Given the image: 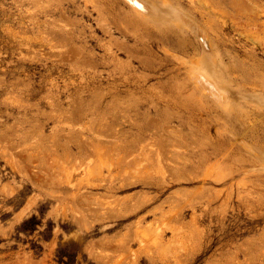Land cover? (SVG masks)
I'll return each mask as SVG.
<instances>
[{
	"label": "rangeland",
	"instance_id": "obj_1",
	"mask_svg": "<svg viewBox=\"0 0 264 264\" xmlns=\"http://www.w3.org/2000/svg\"><path fill=\"white\" fill-rule=\"evenodd\" d=\"M175 1L238 113L124 0H0V264H264V0Z\"/></svg>",
	"mask_w": 264,
	"mask_h": 264
},
{
	"label": "bare ground",
	"instance_id": "obj_2",
	"mask_svg": "<svg viewBox=\"0 0 264 264\" xmlns=\"http://www.w3.org/2000/svg\"><path fill=\"white\" fill-rule=\"evenodd\" d=\"M124 1L126 6L135 15L144 19L154 20L159 25L167 27L174 34H185L183 37L177 36L175 41L171 39V43L175 46L173 57L186 68L187 75L194 86L195 92L202 99L211 100L215 106L223 109L224 112L232 113L234 110L237 112L238 108L231 101L232 98H230L229 92L221 84L223 83L224 75L223 56L216 48L215 40L211 36L210 31L192 12L184 9L175 0H161V2L160 0ZM200 1L189 0V3L195 8ZM203 4L206 8V15L212 18L213 24L216 27L221 26L219 21V17L221 16L220 11L210 8L207 3ZM246 13L247 15H251L249 11ZM256 17V20L252 17L251 31L255 40L257 38L259 41H264L261 37V34L264 33V22H261L258 16ZM192 38L193 40H191ZM241 99L247 101V103L249 102L246 96H243ZM262 101L264 103V100ZM256 103L261 104V101H255ZM261 107L264 109V104ZM228 134L237 140L246 150L250 151V153L258 156V151L251 143L249 145L246 137L239 136L230 129Z\"/></svg>",
	"mask_w": 264,
	"mask_h": 264
}]
</instances>
